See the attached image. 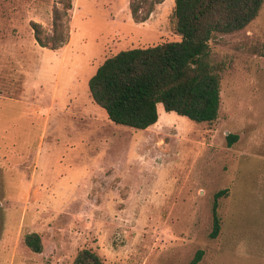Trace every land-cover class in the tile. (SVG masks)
Segmentation results:
<instances>
[{
  "label": "rangeland",
  "instance_id": "1",
  "mask_svg": "<svg viewBox=\"0 0 264 264\" xmlns=\"http://www.w3.org/2000/svg\"><path fill=\"white\" fill-rule=\"evenodd\" d=\"M55 7L70 36L52 51L31 23L51 32ZM173 10L165 0L139 23L130 0H0V264H73L83 249L104 264H189L199 251L198 264H264V4L211 42L226 66L215 122L159 104L155 125L133 129L90 95L106 59L180 41ZM30 233L42 253L25 245Z\"/></svg>",
  "mask_w": 264,
  "mask_h": 264
},
{
  "label": "trees",
  "instance_id": "2",
  "mask_svg": "<svg viewBox=\"0 0 264 264\" xmlns=\"http://www.w3.org/2000/svg\"><path fill=\"white\" fill-rule=\"evenodd\" d=\"M165 0H130L136 22H146ZM264 0H174L170 24L181 39L147 48L124 50L106 59L89 81L90 95L117 125L144 130L159 120L158 105L189 120L213 123L221 107L223 62L213 59L211 42L218 35H229L247 28L259 16ZM67 9H72L68 4ZM37 44L57 50L68 43L70 32L61 22L58 8L53 10L51 32L32 22ZM229 146L238 139L227 136ZM221 191L215 195L212 238L222 228L218 213ZM25 245L34 253L43 252L41 236L30 233ZM202 252L189 264H198ZM73 264H104L91 250L78 252Z\"/></svg>",
  "mask_w": 264,
  "mask_h": 264
},
{
  "label": "crops",
  "instance_id": "3",
  "mask_svg": "<svg viewBox=\"0 0 264 264\" xmlns=\"http://www.w3.org/2000/svg\"><path fill=\"white\" fill-rule=\"evenodd\" d=\"M31 70V69H30ZM29 69H26L25 73H23L24 75H27L26 76V79H25V90H24V93L29 95V93L34 94V91H36V89L34 88H31V85L35 84L37 81H36V78L34 77L33 79H30L29 77L31 76V72H30ZM26 83H27V86H26ZM39 89V88H38Z\"/></svg>",
  "mask_w": 264,
  "mask_h": 264
}]
</instances>
